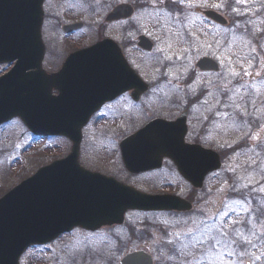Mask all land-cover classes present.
<instances>
[{"label":"water","instance_id":"1","mask_svg":"<svg viewBox=\"0 0 264 264\" xmlns=\"http://www.w3.org/2000/svg\"><path fill=\"white\" fill-rule=\"evenodd\" d=\"M42 2L0 0V63L16 61L14 68L0 77V122L20 117L34 133L66 136L72 149L67 158L42 167L0 199V264H17L28 245L45 242L73 226L119 223L129 209L190 207L179 198L147 196L79 166L81 129L93 112L113 98L115 86L118 91L132 88L135 98L145 91L146 84L117 58L118 79L109 78L114 71L106 53L113 49L104 46L106 42L73 56L59 73L46 75L41 69ZM132 12L131 5H120L109 17L129 18ZM205 14L221 21L217 13ZM138 45L152 48L144 37ZM197 66L215 68L208 59H201ZM52 89L58 91V97L51 96ZM185 132L182 117L176 122L157 119L147 124L121 143L126 169L137 173L159 167L161 159L168 157L186 180L201 187L204 175L218 168L220 161L213 151L185 145ZM137 144L141 148L134 150Z\"/></svg>","mask_w":264,"mask_h":264},{"label":"rangeland","instance_id":"2","mask_svg":"<svg viewBox=\"0 0 264 264\" xmlns=\"http://www.w3.org/2000/svg\"><path fill=\"white\" fill-rule=\"evenodd\" d=\"M121 1L135 5L134 16L125 22L127 37L130 42L133 41L132 46L134 47L135 45L136 36L142 33L155 40L154 43L156 44L151 54L145 53L143 56L137 54V56L131 57L132 65L143 68L144 78L152 83L154 88L162 87L165 89L164 97H167V95L173 96L177 88L179 90L180 88L183 89V93H177V108L187 101L186 96L193 94L187 88L189 86L186 87L185 84V78L191 66L185 65V62H188V57L190 59L193 57L194 59L198 54H210L219 57L225 66L223 75L226 77V82H224V85H228L229 87H225L218 94L214 92L211 96L218 99L214 103L215 107L220 105L219 99L223 97V110L230 112V114H227V122L224 126L222 124L215 126L213 130L219 132V138H222L223 133H220V130L224 127L228 131L230 142L235 143L245 137L248 139L247 149L249 146H251L249 148H252L250 151H247L246 147H243L240 152H235L228 159H224L221 170V183H216L214 180L205 182L206 185L198 193L197 201H194L199 207L193 211L191 220L185 218V220L181 221L177 216L169 214L161 215L160 217H150L145 214L138 216L130 213L128 218L131 220V223L135 224V227L131 228L141 238L144 236V232L140 230V225L147 223L146 227L152 228V232L155 229L156 233L154 237L160 240L163 238L170 245L174 229L181 228V224L186 223L188 226L192 223L189 227H193L194 223V226L198 228L203 224L215 228L220 226L217 222L221 224V219L226 216L225 223L228 226L226 229L228 228L233 233L236 231L243 246V254L245 252V255H247L245 258L250 259L252 264H264V241L254 242L257 233L260 235L264 227V215H261V212L264 213V169H262L264 168V0H169L179 4L182 7L181 9L178 7L167 8L162 3L164 0H103L101 4H95L97 3L96 0H91V3H93L91 7H93V13L99 12L100 9V12L104 14L112 5ZM96 5H99V7ZM87 6L88 4L85 3L81 5L85 10L89 8L86 10L88 14L92 13L90 7ZM185 7L186 9H184ZM200 7H210L211 9L220 11L226 18L228 17L234 21V28L212 29V32H209L211 33V37L209 34H206L203 38L197 36L194 40L186 42L187 35L192 36L188 32L190 25L194 27L198 25L196 29L204 28L203 23L200 21L203 16L200 15V12L194 11L195 8L200 9ZM47 10L50 19L57 13V9L55 8H52V10L47 8ZM88 14L83 15L88 16ZM238 27V35L236 36L235 29ZM201 33V31L198 32V34ZM182 55L188 57L184 58ZM175 58H181V60L174 61ZM245 72H249L250 75L244 74ZM158 77L163 78L162 81L159 84H154L156 79L160 80ZM162 88H159L158 92ZM152 94L156 95V91H152ZM208 96V94L203 95L200 101L205 104ZM151 98L152 96L150 97V95L146 97V109L141 110L144 113L145 119H140L141 115H138L140 117L136 121L137 124L142 123L143 120L146 121L148 117L164 114L167 116L169 113L162 112L161 108L164 103L156 102L151 104ZM206 109L210 110L208 107ZM110 120L105 123L107 129L102 130V128H99L94 132V136L97 133H101V135L95 137L93 143L89 144L88 150V145L86 144L91 140L88 141V136H85L82 146L86 154L83 161L85 165H91V168L97 167L101 163L102 166H105L101 167L103 168V170L101 169L103 172L116 173L117 168L120 167L119 163L115 161L109 162L111 161L109 160V153L114 152V148L116 149L117 146L114 140L109 139L115 133L113 126L116 123V119ZM194 121L197 123V126L202 122L200 121L199 123V119H194ZM118 123L122 127L128 125L125 129L129 130L131 128L129 124L132 122L129 118L124 120L120 117ZM25 137L23 127L14 122L5 126L2 132L0 130V197L5 193V189L11 188V186L19 183L21 179L34 171L29 166L24 168L25 171H20L19 166L8 170L7 164L10 154L8 156L4 152L9 147L14 149L13 152L17 149L20 151V147L25 144ZM51 143L56 146L53 142ZM51 143L49 142V144ZM16 146L18 147L17 149ZM37 146L39 145L37 144ZM68 149L69 146L64 150L63 147L61 148L57 145L54 152L59 153L57 156H62L64 151L67 152ZM44 158V160L42 159L37 162L44 163L52 159ZM246 158L252 160L247 166H242L245 164ZM162 172L150 173L149 176L142 177L141 183L138 186L135 178H127L123 170L121 173L117 171L118 175L126 183L132 182L138 188L140 187L147 191L151 188L160 187ZM174 179L175 177L172 175L171 181L175 184L172 187L176 188L177 184ZM252 183L255 186L251 195L255 209L251 211L252 213H248L251 210L250 202L247 199L245 201L238 197H230V194L236 193L240 189L239 192L246 198L248 186H251ZM178 190H180L181 194L187 193L186 187L180 186ZM200 213H204V216L199 215ZM213 217L215 219H212ZM208 219L209 224L207 223ZM239 224L241 225L240 228H238ZM251 230L255 231V235L251 234ZM215 231L216 229H214V233ZM158 235L161 237H157ZM92 242L95 244L97 255L102 254L105 257L109 249L108 247H104L103 241L97 236L88 239V241H85L82 237L76 238L75 248L72 252L73 255L78 256L82 254ZM227 245L224 248L227 259L214 256L215 260L211 264H239L233 258V245H231L229 239ZM68 256L70 254H67L65 259Z\"/></svg>","mask_w":264,"mask_h":264},{"label":"flooded vegetation","instance_id":"3","mask_svg":"<svg viewBox=\"0 0 264 264\" xmlns=\"http://www.w3.org/2000/svg\"><path fill=\"white\" fill-rule=\"evenodd\" d=\"M98 1L102 2L103 0H96V2ZM83 3L90 4L91 0L44 1V22L41 30L42 39L45 44V54L42 59V69L45 73L48 74L58 71L69 55L79 52L81 49L89 48L106 38L113 39L119 44L121 56L126 59L129 65L131 64L130 48H128L129 38L127 37L125 26L126 19L110 21L108 23L104 20V16L118 3L112 5L104 14L99 15L97 21L91 16H86L88 14V11H86L88 8L86 10L82 8L81 5H83ZM47 8L49 10H52V8L57 9V13L54 14L51 19L47 14ZM90 15L93 14L90 13ZM78 22H81V25L78 27L66 28L69 25L78 24ZM11 66L12 65L7 63L0 65V74L6 72ZM120 75L123 76L122 70ZM224 81H226V77L221 73V70L218 73H212L211 71L203 72L197 69L196 74L194 73L191 76L189 73L187 78H185L186 87L189 86L187 88H189L190 92L193 94L186 96L185 98L187 101L178 108L176 106V98H178L177 93L181 94V92H184L181 88L180 90L177 88L173 96L168 95L164 97L163 94L165 89L162 87H149L148 90L139 97V101L133 100L134 91L128 88L123 93L116 95L112 101L103 104L98 113L113 115L123 113L121 115L126 114V119L129 118L130 121H134L136 116H138V114H136V108L138 110L146 109L145 106L147 103L145 99L150 95V97L152 96L150 99L151 104L162 102L164 106L161 110H163L164 113L169 112L167 116L164 114L165 116L157 115L158 117L164 118L165 120H174L178 115L185 114L184 118L186 120L187 133L184 137V141L187 144L202 145L206 149L216 150L219 154H222L228 152V149L232 146L230 145L228 131L225 130L224 127L221 128L220 133L223 134L222 138H219V132H215L213 127L221 124L224 126L227 122L226 116L228 112L223 110V97L219 99V102H221L220 105L215 107L214 103L218 99L211 95H213L214 92L218 94V92L227 87L224 85ZM159 88L162 89L158 92ZM152 91H156V95L152 94ZM205 94L209 96L204 104V102L200 100ZM166 106L169 111L166 110ZM206 106L210 108V110L206 109ZM141 114L144 115L143 112H141ZM157 116L148 117L146 121L157 118ZM194 119H199V123L202 121L199 126H197ZM11 121L19 123V119H13ZM137 128L139 127H136L134 131H136ZM130 133H132V131ZM121 139L116 140L117 144ZM139 147L140 145L137 144L133 146V149L136 150L139 149ZM120 156L121 155H119V158ZM117 157L118 156H116V158ZM221 159L223 165L224 157L221 156ZM110 160H113L112 157H110ZM161 163L162 165L159 169L132 176L138 177L144 174L149 176L150 173L154 174L163 171L160 187L152 188L153 192L160 193L165 191V189L171 190L172 188L175 190L178 187V189H180V186L186 187L187 193L183 194L184 198L189 200L192 204L195 203L198 199V193H200L199 191L201 190L193 188L190 183L185 181L179 173H177L176 166L170 159L164 158ZM221 170L222 167L206 175L203 179V187L206 185V181L214 180L216 183H221ZM172 175H174V181L177 184L175 189L172 187L175 186L174 182L171 181ZM117 179L120 180L119 178ZM195 204V208L197 209L199 206L197 203ZM135 213H143L150 217H160L161 215L169 214L177 216V218L183 221L185 218L191 220L194 212L140 211ZM199 215L204 216V213H200ZM130 221V219H126L123 224L103 226L94 231L81 228L72 229L57 237L56 240L46 242L44 245L35 244V246L29 247L17 264H211L215 260L214 256L227 259L224 248L228 246V239H232V235L231 232L226 230L225 226H221L219 232L214 233L211 231L209 225L205 226L202 224V226L198 228L194 226V223L193 227H189L192 223L188 226L186 223H183L181 224V228L174 229L172 242L168 245L165 239L162 238V240H160L154 237L156 231L153 229L152 232V228H147V223H142L140 225V230L144 232V236L139 238L132 229L135 227V224ZM94 236L99 237V239L103 241L104 247H108L109 252L105 257H103L102 254L97 255L93 242L90 246V243L88 244V249L82 254L78 256L73 255L72 252L75 248L76 238L79 239L82 237L85 241H88V239L94 238ZM157 237L161 236L158 235ZM129 241L132 244H130ZM230 242L232 244L235 243V245H233V258L237 261L241 258L244 260L245 255H243L240 246L237 245L236 242L233 243L231 240ZM67 254H70V256L65 259ZM28 255L31 256L27 258ZM126 256H131V258L125 263H122L121 259Z\"/></svg>","mask_w":264,"mask_h":264}]
</instances>
